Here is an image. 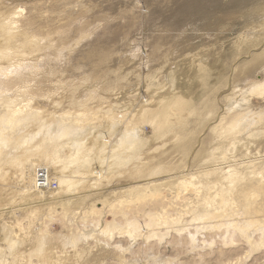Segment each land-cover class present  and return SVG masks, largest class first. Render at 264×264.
Instances as JSON below:
<instances>
[{"label": "rangeland", "instance_id": "rangeland-1", "mask_svg": "<svg viewBox=\"0 0 264 264\" xmlns=\"http://www.w3.org/2000/svg\"><path fill=\"white\" fill-rule=\"evenodd\" d=\"M6 7L8 14H17L21 31L36 36L38 42L15 50L17 54L0 61L4 68L12 66L11 69L25 73L24 85L20 86L27 85L28 90L20 101L33 97L32 108L39 110L45 122L60 118L81 120L86 126L83 142L87 148L95 149L81 153L80 159L90 162L84 167L65 158L73 153L68 148L58 155L64 161L51 166L55 172H49L50 182L58 183L57 177L69 179L74 191L58 183L47 195L67 198L76 194L75 198H68L73 200L71 206H61L53 200L43 202L34 190H30L32 195L22 194L18 180L21 168H2L0 251L3 249L6 260L0 264H264L263 249L253 252L242 246L241 240L228 246L221 239L225 230L210 229L214 225L211 221L193 222L197 214L206 210L221 216L218 222L228 220L238 211L236 205L209 208L202 197L214 195L216 190L207 189L201 190L199 196L184 192L180 196L183 200L176 198L177 201L179 188L174 185L173 176L188 170L206 184L208 177L204 174L221 164L254 161L253 168L264 166V92L260 90L264 87V0H7ZM253 51V57L249 56ZM252 61L255 64L246 68ZM226 95L225 104L243 102L261 116L250 133L221 138L220 130L209 132L214 116L223 110L221 99ZM173 98L186 104L184 108L168 110L169 130L161 135L155 124L159 120L156 111L163 104L169 107ZM143 103L150 115L154 114L149 119L141 111ZM36 128L32 125L30 130ZM132 129L138 130L143 142L129 152L124 150L127 147L118 149L115 154H121L123 162L110 152L117 136ZM42 140L38 137L33 146ZM103 140L112 143L100 153ZM197 150L200 153L195 156ZM150 167L155 168L152 174L161 170L154 179L160 180L161 186L147 189L145 200H136L140 199L138 195L126 197L124 188L137 186L143 171ZM104 169L108 171L96 173ZM247 182L241 180L239 187ZM21 185L26 190L31 183ZM156 189L167 197L164 201L173 202L174 211L170 214L184 217L162 241L144 242L142 237L132 240L123 231V223L118 224L122 220L120 214L115 217L119 205L114 204L136 208L141 230H146L141 211L148 207L157 209L151 202L145 205ZM87 191L93 194L91 198L77 199L80 194L86 196ZM260 195L258 204L264 200ZM95 202L107 203L102 213L94 216L90 208ZM107 222L121 227L113 228L111 237H82L73 243L76 232L83 234L84 227L95 230ZM183 226L193 232L202 228L195 242L197 249L189 246L185 234H177L176 230ZM6 237L15 246L4 245ZM39 240L44 241L42 249Z\"/></svg>", "mask_w": 264, "mask_h": 264}, {"label": "bare ground", "instance_id": "bare-ground-1", "mask_svg": "<svg viewBox=\"0 0 264 264\" xmlns=\"http://www.w3.org/2000/svg\"><path fill=\"white\" fill-rule=\"evenodd\" d=\"M6 2H7V0H0V61H3V60L10 58L13 54H17V53H15V50L19 51L20 49H23V48L25 49V47H28L33 42L34 43L37 42V41L35 42L36 36H35V38L33 35H32L33 37L30 35L27 36L21 31V27L19 26L18 21H16L17 20L16 17H18V16L15 12H13L15 14H12V13L8 14L7 13L8 11L6 10V8H8V7H6ZM12 6H13V4H12ZM17 11H19V10H17ZM23 37L24 38L29 37V38L27 40L25 39V41H23L22 40ZM263 48H264V44H263ZM256 51H257V49H256ZM21 53H22V51H21ZM253 54H254V51L250 52L249 56L253 57ZM25 55H27V54H25ZM19 64H20V62H19ZM253 64H255L254 61H252L249 65H247L246 68L251 67ZM10 67H12V66L4 68L2 65H0V171L5 166H9V165L10 166H16L15 168L19 167V168H21V171H20V173L18 172V174H20V175H18V180L20 183L19 187L21 188L22 194L28 195V193H29V195H32L35 192V193H37L38 198L43 199V202L53 200L54 203L55 202L60 203L61 206L69 205L70 203H72L71 201H73V200L68 201V198L69 197L75 198L76 194L75 195L72 194L70 196L68 195L67 198H65L64 196L61 197L60 194L52 195V197H51V195L48 196L47 195V193L49 192L48 189L47 190H38L35 188L36 187V175L39 174L40 172H43V174L46 176L47 180L50 182L52 179L49 175L50 174L49 172H55L54 168H52L51 166L55 167L54 165L58 164V162L61 163L64 161V159L63 158L60 159V157H58V155L65 148L71 149L73 151V153L69 152L71 155L70 156L67 155V156H69L68 158H67V156H65V158L69 162H71L73 164L76 163L77 165H82V167H84L85 165H89L90 162L88 159H86V160L80 159V155L83 152V150H85L86 152H91L92 149H95L94 147H91V148L89 147L90 149L87 148V146H85V144H84L85 142H83L85 140V138H82V135H84L86 133V130H85L86 126L82 125V123L79 122L81 120L78 121V119H76L77 121L75 120L76 122H73L70 120L66 121V120L61 119V118H60V120L57 119V120L51 121V122L43 121L44 118H41L39 110L36 108L35 109L32 108V103H33L32 98L33 97L30 96L27 98L25 96L26 99H22L20 101L21 95H24L26 93V91L28 90L27 85L26 86H20L24 83V80L26 78L25 73L16 67H15L16 69H11ZM56 67H57V65H56ZM49 72H47V73H49ZM234 72H235V69H234ZM44 77H46V76H44ZM27 83L29 84V82H27ZM260 90H261V92H264V87L262 86V88ZM43 97L45 98V96H43ZM227 97H228V95L222 97L221 104H222L223 110H222L220 115H217V116L215 115L216 117L214 116L213 120L211 121V123H213L214 126L210 129L209 132L214 133V132L220 130L218 132L220 135L219 137H221V138H228V137H232L233 135H240V134H243L246 132L250 133L251 128L253 127V125H255L259 121L261 116L258 114H255L254 110L252 108L250 109V108H247L245 105H243V102L235 103L234 106L230 105V103H228V102L225 104V102L227 101ZM31 101H32V103H31ZM47 102H49V101H47ZM43 103H45V102H43ZM56 104H58V102L55 103V105ZM168 104H169V107L167 105L163 104L156 111V116L159 118V120L155 124L157 126V129L159 130L158 133L159 134L161 133V135H165L169 130L168 126H169L170 115H171V112L169 113V111H173L174 108L178 109L177 107L184 108L186 103H185V101L181 102L179 98H173V100H170V102ZM40 106H42V105L40 104ZM145 106H146V104L143 103L142 104L143 109L141 111H142V113L145 114L144 117L146 119L147 118L149 119L154 114L150 115V111L148 112L146 110L147 107H145ZM55 109H56V107H55ZM248 111H251V112L248 113ZM63 114H65V113H63ZM96 115H98V114H96ZM93 116H94V114H93ZM79 119H81V118L79 117ZM85 120H86V118H85ZM256 120H257V122H256ZM246 122H248V124H245ZM213 124H211V125H213ZM32 125H35V128L37 127L36 130H30ZM38 137L43 138L42 142L38 146H37V144H36V146H33V145H35V144H33V142ZM142 142L143 141L138 136V130L132 129L131 131H125L120 136H117V138L115 140L116 145H115V147H113L110 154L111 153L115 154V152L118 149L121 150V149H124L125 147H127V148L124 150L129 152L132 150V148H136L137 146L139 147L142 144ZM110 143H112L110 140H103V145L101 146L102 149L101 148H100L101 150L99 149L100 153L102 151H104L105 147ZM49 146H52V148H49ZM41 148L44 149L43 152L38 157H35L37 155V153L40 152ZM198 153H200V150H197L195 156H197ZM24 157H26V158L22 159ZM114 157L118 160H123L121 154H119V153L115 154ZM222 159L224 160L226 158L223 157ZM213 160L214 159H210L209 161H213ZM113 161H115V160H113ZM107 162L109 163V160ZM123 162H124V160H123ZM71 163H70V165L72 166ZM120 163H121V161H120ZM253 164H254V161L253 162L243 161L242 163H236L235 165H229V164L225 163V164H221L220 166H218V168H216V166H215L216 170H214L215 168L214 169L212 168L213 171L208 170L204 174V176L208 177V179H207L208 182L206 184L204 183V181L199 180V177L196 174L194 175V174L187 173L188 170L181 172L180 175H178L176 172L173 176L176 178L174 185H176V186L178 185L177 188H179L178 193H176L175 199L176 198L182 199V198H180V196L184 192H186V193L192 192V193L196 194L197 196H199V194L201 195V192H200L201 190L207 189V190H211V191L216 190L214 195H211V196L206 195V196L202 197L203 198L202 201L209 208H212V207H210L212 205L213 206L216 205V206H219V209H223V208L225 209L231 205H236L238 211L237 212L235 211L233 213V215L230 217V219H228V220L218 222L217 220L221 216H217V213H215L214 211L206 210L204 213L197 214L196 217H194L193 222L196 221V222L200 223L203 221H207V222L211 221L212 225L213 224L214 225L210 226L209 227L210 229H212V230L214 229L216 231H220L221 229L225 230V232H223L221 234L222 235L221 236L222 243L229 246V245H234L237 242L240 243L242 241V242H244V244H242V246L249 248L250 250H252L254 252V251H260L262 249L264 250V200H263V202H261L259 204L257 203V201H258L257 199L259 197H261L260 193H262L264 196V166L262 168L255 169V168H253ZM239 166H240V168H238ZM242 166H244V168H242ZM241 168H242V171L239 170ZM154 169L152 167H150V168H147V171H143L144 175L142 178L139 179L137 186L133 187V184H131V185L125 187L124 189H127V190L124 191L123 193L125 195L127 194L126 197L131 196V195L132 196L138 195L140 197V199L135 198L136 200H138V201H140L141 199L145 200V199H147V194H144V193L146 192L147 189H155V188H158L159 186H161V184L159 183L160 180H154L157 177H159V175H157V174L161 170L160 171L156 170V173L152 174V171ZM103 171L107 172L108 170H106V169L99 170L98 172L96 171V173L101 174ZM106 172L104 173L105 178L107 176ZM240 172L243 174H247V175L243 176V174H240ZM8 173H10V172H8ZM4 176H5V173H4ZM1 177H3V176H1ZM3 179H5V178H3ZM55 179L58 180V183L61 186L66 185L69 187V185H71L73 183L71 180L64 179L63 177H57ZM246 179L248 180L247 184L245 186L239 187V182L241 180H246ZM27 181H29L31 183V185L29 187L30 189L28 188L29 190L28 189L25 190V187H23L21 185V183H24ZM95 181H96V183L99 182L96 179H95ZM58 183H56V184H58ZM13 186H15V185H13ZM16 187H17V185H16ZM57 187H58V185H57ZM30 190H34V192H32ZM69 190L74 191V189H71V188ZM36 191H38V192H36ZM135 191L137 192V194H135ZM88 192L89 191L85 192V194ZM91 195H93V194L88 193V194H86V196H84V195L82 196L80 194L79 198H77V199L78 200H83V199L86 200L88 198H91L92 197ZM149 196H150L149 201H147V203H145V205L151 202L150 204H152L153 207H156L157 209L154 210V208H153L152 210H150V207H148V209L141 211L144 215L143 218H144V223L146 226V230L143 229V231L141 230V226L139 224V221H141V220L138 221V219H137V218H139V216H138L139 212L136 213V208L135 209L131 208L132 209L131 210V209H129V207H132V206L128 205V206H126L128 208L125 209L126 207H124V205L122 206V203H120V202L114 204V206L119 205L116 209V210H119V212H117V215L115 217H118V215L120 214L119 216H121V218H122V219L120 218V220H122V221L118 222V224L122 225V223H123V227H122L123 231L130 238H132V240L133 239L135 240V239L142 237L143 238L142 241H144V242H147V241L149 242V240H152V239L162 241L164 236L169 235L170 231L174 230V228L179 226V222L184 217V216L181 217L180 216L181 214H179V213L177 215H171L172 213L170 214V212L174 211L173 204H172L173 202L171 201V199L170 200L168 199L169 200L168 202L164 201V198L167 199V197L163 196L162 193L160 191H158L157 189L152 194H150ZM52 198H54V199H52ZM184 199H187V198L184 197ZM182 200H180V201H182ZM83 203H85V202H83ZM106 203L107 202H102V204H100L98 202L92 203V207L90 208L91 214L94 216L101 214L103 209H105ZM125 204H126V201H125ZM177 204L179 205L178 202H177ZM177 204L176 205L174 204V205L176 207H178ZM140 205H142V204H140ZM145 205H142V206H145ZM70 206H71V204H70ZM148 206H150V205H148ZM138 209H139L138 211L142 210V208L141 209L138 208ZM184 210H186V209H184ZM131 211H133V212H131ZM141 212H140V214H141ZM180 212H184V211H180ZM118 220H119V218H118ZM99 224H100V222H99ZM118 224L107 222L105 224V226H103V225L99 226V228L97 227L95 230H93L91 228L86 229L84 227L83 228L84 229L83 234H78L79 232H76V236L74 237L73 243L76 244L82 237L87 238L90 236L94 237L96 235L101 236V237L109 235L111 237L112 229L113 228L119 229V227H121V226H118ZM175 225H176V227H172ZM183 227L184 228H181L180 230H176L177 234L178 233L185 234L187 236V238L190 240L189 246H191L192 249H195V248L197 249V247H199V246H196L195 242L197 240V236L199 235V231L202 228L199 229L197 227L196 229H194L195 231L193 232V231H189L188 228H185V226H183ZM186 227H188V226H186ZM158 228H160L159 231L157 230ZM155 229L157 231H155ZM163 230L165 232H163ZM2 232H3L2 234H4L5 229ZM13 232H15V231H13ZM6 239H7V243L4 245H8V247H12L15 244L11 238L6 237ZM6 239H5V241H6ZM43 244H44V241L39 240V249H42ZM117 244L119 247L120 243L117 242ZM203 245L205 246L206 244H203ZM130 249L131 248L129 247L128 250H130ZM1 251H3V249ZM1 251H0V261L5 258V256H4L5 253H3ZM11 251H13V250H11ZM39 252H40V254H43V258H44L45 256H44V253L42 252V250ZM9 255H11V254H8V256ZM5 260H6V258L3 261H5ZM160 261H162V260H160Z\"/></svg>", "mask_w": 264, "mask_h": 264}, {"label": "built area", "instance_id": "built-area-1", "mask_svg": "<svg viewBox=\"0 0 264 264\" xmlns=\"http://www.w3.org/2000/svg\"><path fill=\"white\" fill-rule=\"evenodd\" d=\"M57 184L55 182H49L43 172L36 175V189L38 190H50L55 189Z\"/></svg>", "mask_w": 264, "mask_h": 264}]
</instances>
